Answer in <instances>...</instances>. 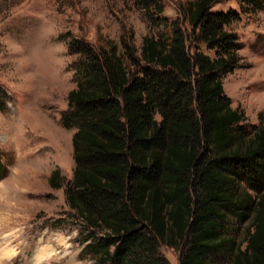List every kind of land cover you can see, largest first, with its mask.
Masks as SVG:
<instances>
[{"label":"trees","instance_id":"trees-1","mask_svg":"<svg viewBox=\"0 0 264 264\" xmlns=\"http://www.w3.org/2000/svg\"><path fill=\"white\" fill-rule=\"evenodd\" d=\"M225 1L238 8L219 9ZM135 4L169 31L145 36L140 49L132 33L119 44L69 46L79 56L63 116L75 129L74 175L69 183L55 170L49 185L65 187L83 255L170 264L165 247L180 264H224L220 254L264 264V124L248 123L224 89L244 47L231 25L264 11V0L190 1V28L162 17V0ZM5 95L0 86L2 110ZM232 224H248L240 244Z\"/></svg>","mask_w":264,"mask_h":264},{"label":"rangeland","instance_id":"rangeland-1","mask_svg":"<svg viewBox=\"0 0 264 264\" xmlns=\"http://www.w3.org/2000/svg\"><path fill=\"white\" fill-rule=\"evenodd\" d=\"M193 0H162V17L179 19ZM219 9L238 8L225 1ZM156 16V15H155ZM135 0H0V86L6 95L0 108V253L2 264H95L84 254L80 226L66 201L65 187L49 185L60 170L70 183L75 162L73 134L63 116L68 94L76 88L79 56L69 50L81 39L96 46L120 43L126 33L140 49L145 36L169 31ZM243 49L241 66L224 78L233 108L247 122L264 124V11L231 25ZM213 55V52H209ZM1 97V96H0ZM54 223H60L54 226ZM248 224H232L230 238L242 243ZM232 226V227H231ZM170 264H180L177 250L162 248ZM224 262L229 258L217 255Z\"/></svg>","mask_w":264,"mask_h":264},{"label":"bare ground","instance_id":"bare-ground-1","mask_svg":"<svg viewBox=\"0 0 264 264\" xmlns=\"http://www.w3.org/2000/svg\"><path fill=\"white\" fill-rule=\"evenodd\" d=\"M7 254H8V252L5 253V254L0 253V262H2V261L4 260V257H5Z\"/></svg>","mask_w":264,"mask_h":264},{"label":"clouds","instance_id":"clouds-1","mask_svg":"<svg viewBox=\"0 0 264 264\" xmlns=\"http://www.w3.org/2000/svg\"><path fill=\"white\" fill-rule=\"evenodd\" d=\"M0 264H2V262H0Z\"/></svg>","mask_w":264,"mask_h":264}]
</instances>
